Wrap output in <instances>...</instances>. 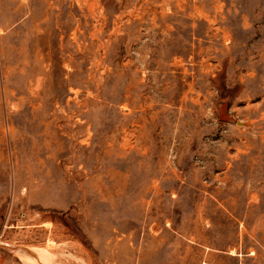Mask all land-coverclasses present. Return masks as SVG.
Wrapping results in <instances>:
<instances>
[{
  "label": "rangeland",
  "instance_id": "1",
  "mask_svg": "<svg viewBox=\"0 0 264 264\" xmlns=\"http://www.w3.org/2000/svg\"><path fill=\"white\" fill-rule=\"evenodd\" d=\"M0 264H264V0H0Z\"/></svg>",
  "mask_w": 264,
  "mask_h": 264
}]
</instances>
